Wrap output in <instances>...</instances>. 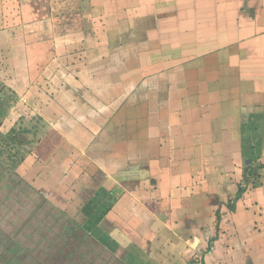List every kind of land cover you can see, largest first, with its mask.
<instances>
[{"label": "crops", "instance_id": "crops-1", "mask_svg": "<svg viewBox=\"0 0 264 264\" xmlns=\"http://www.w3.org/2000/svg\"><path fill=\"white\" fill-rule=\"evenodd\" d=\"M35 118L104 264H264V0H0V120Z\"/></svg>", "mask_w": 264, "mask_h": 264}, {"label": "rangeland", "instance_id": "rangeland-1", "mask_svg": "<svg viewBox=\"0 0 264 264\" xmlns=\"http://www.w3.org/2000/svg\"><path fill=\"white\" fill-rule=\"evenodd\" d=\"M166 54L144 57L142 69L128 58L132 64L127 76L146 81L157 67L159 81L166 82L174 73L163 69L177 59ZM181 74L176 70V80ZM124 104L113 105L111 112L123 111ZM38 123L36 118L32 123L0 120V264H104L103 249L86 231L97 219L85 210L88 192L75 185L80 200L72 197L71 182L60 184L66 172L56 168L61 161L54 155L58 137L49 121ZM105 264L120 263L112 255Z\"/></svg>", "mask_w": 264, "mask_h": 264}]
</instances>
